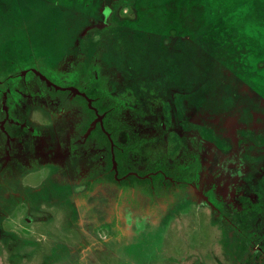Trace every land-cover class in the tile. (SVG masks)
I'll return each mask as SVG.
<instances>
[{
  "label": "rangeland",
  "instance_id": "obj_1",
  "mask_svg": "<svg viewBox=\"0 0 264 264\" xmlns=\"http://www.w3.org/2000/svg\"><path fill=\"white\" fill-rule=\"evenodd\" d=\"M92 88L167 193L88 188ZM0 264H264V0H0Z\"/></svg>",
  "mask_w": 264,
  "mask_h": 264
},
{
  "label": "trees",
  "instance_id": "obj_2",
  "mask_svg": "<svg viewBox=\"0 0 264 264\" xmlns=\"http://www.w3.org/2000/svg\"><path fill=\"white\" fill-rule=\"evenodd\" d=\"M69 91L63 92L68 96ZM84 94L92 99V106L99 115L102 116L101 121L93 125L91 122L96 114L92 109H89L85 97L81 95H74L70 99V103L79 107V109L88 117V123L82 128L80 135L85 136L83 140L84 145H90L96 150L103 152V168L101 172H96L92 177L95 181L87 180L89 189L100 182H112L120 188H136L142 190L145 194L151 196L154 193H167L172 187V180L175 171L169 169L168 166L161 162L149 164L144 171H138L131 168V156L140 155L145 145V140L142 139L139 133L133 131L126 119H121L118 114L117 107L114 103L106 105L107 96L105 94H98L96 89H87ZM122 131H129L131 140L126 144H119L116 140L117 134ZM108 134V135H107ZM110 138V140H109ZM111 143L113 150L110 151ZM112 153V154H111ZM112 158L116 163L117 177L119 181L113 176L115 171L112 169ZM151 173L148 177L145 175ZM179 173L185 175V171Z\"/></svg>",
  "mask_w": 264,
  "mask_h": 264
},
{
  "label": "flooded vegetation",
  "instance_id": "obj_3",
  "mask_svg": "<svg viewBox=\"0 0 264 264\" xmlns=\"http://www.w3.org/2000/svg\"><path fill=\"white\" fill-rule=\"evenodd\" d=\"M79 95V94H78ZM82 96V95H81ZM92 100V99H91ZM87 102V101H86ZM87 106H88V103H87ZM93 107V106H92ZM88 108H89V106H88ZM89 109H91V108H89ZM92 110L95 112V114L96 115H99L98 113H97V111L94 109V108H92ZM83 113V112H82ZM85 115V114H84ZM101 119H102V117H101ZM83 136V135H82ZM109 140H110V138H109ZM112 150H113V144L111 143V147H110V151L112 152ZM112 154V153H111ZM114 166H115V168H114ZM112 169L115 171V173H116V175H117V171H116V163H115V161H114V159L112 158ZM151 173H149V174H147V175H145L143 178H146V177H148L149 175H150ZM117 181H119V179L117 180Z\"/></svg>",
  "mask_w": 264,
  "mask_h": 264
},
{
  "label": "water",
  "instance_id": "obj_4",
  "mask_svg": "<svg viewBox=\"0 0 264 264\" xmlns=\"http://www.w3.org/2000/svg\"><path fill=\"white\" fill-rule=\"evenodd\" d=\"M79 95H82L83 97L86 98L89 108L92 109L93 107L90 105V103L92 102V100L89 99V98H87L84 94L79 93ZM99 121H101V117H99ZM107 135H108V134H107Z\"/></svg>",
  "mask_w": 264,
  "mask_h": 264
}]
</instances>
